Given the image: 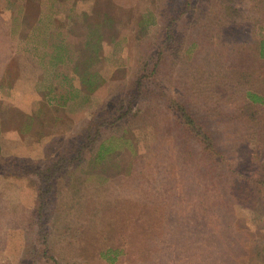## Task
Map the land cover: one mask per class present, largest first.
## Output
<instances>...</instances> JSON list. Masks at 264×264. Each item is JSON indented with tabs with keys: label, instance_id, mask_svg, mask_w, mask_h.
Returning <instances> with one entry per match:
<instances>
[{
	"label": "rangeland",
	"instance_id": "1",
	"mask_svg": "<svg viewBox=\"0 0 264 264\" xmlns=\"http://www.w3.org/2000/svg\"><path fill=\"white\" fill-rule=\"evenodd\" d=\"M43 1L52 0H0V11L29 19L22 26L34 29L26 34L30 48L36 49L39 27L48 26L33 20L52 12ZM54 1L62 21L61 69L77 76L76 92L61 88L72 97L59 111L36 105L41 113L29 141L0 139L20 150L1 155L7 163L27 166L0 172V264H108L99 254L108 247L121 251L113 264H264V141L253 136L264 131V113L251 127L213 112L208 125L222 159L213 164L168 107L178 98L201 114L214 103L229 101L231 109L234 90L252 85L236 49L250 47L251 29L252 37H264L255 0H190L188 7L185 0ZM225 2L239 15L224 14ZM168 25L176 53L168 47L173 40L164 41ZM142 73L131 111L115 120ZM5 113L22 121L18 111ZM42 116L60 124L46 145ZM57 158L62 168L43 206L46 241H26L42 175L29 165Z\"/></svg>",
	"mask_w": 264,
	"mask_h": 264
},
{
	"label": "crops",
	"instance_id": "2",
	"mask_svg": "<svg viewBox=\"0 0 264 264\" xmlns=\"http://www.w3.org/2000/svg\"><path fill=\"white\" fill-rule=\"evenodd\" d=\"M57 3L54 0L43 1L41 6L47 4L52 12L39 15L33 20L35 24L48 25L39 27L40 30L35 28L39 30L37 42L33 44L36 49L29 47L30 38L26 37V34L32 35L34 29L30 28L27 32L22 26L29 22V19L9 9V12L0 11V139L36 135L33 128L41 113L36 105L42 104L52 111H59L61 103H70L72 97L69 90L66 98L61 88L71 87L74 93L76 92L77 76L72 72L67 74L61 69L59 25L62 21L60 15L55 14V8L59 7ZM85 102L87 100L84 98ZM10 108L21 113L22 121L9 119L10 116L5 112H9ZM48 118L41 117L42 124L49 128L40 140L44 145L54 142L59 136V120L57 117ZM55 119L58 120L56 125ZM8 121L16 122L7 126ZM28 138L29 141L30 137ZM44 145L42 150H47ZM26 151L25 156L32 157L30 147H27ZM19 152L17 149L3 147L0 142L1 155H17Z\"/></svg>",
	"mask_w": 264,
	"mask_h": 264
},
{
	"label": "trees",
	"instance_id": "3",
	"mask_svg": "<svg viewBox=\"0 0 264 264\" xmlns=\"http://www.w3.org/2000/svg\"><path fill=\"white\" fill-rule=\"evenodd\" d=\"M189 2L190 0H185L186 7H188ZM252 6L255 8V12L258 13L262 18H264V0H255ZM223 8H224L223 12L226 15L229 16L239 15V9L230 6L226 2ZM259 20L260 18L255 19L254 22H258ZM172 21H174L173 18L170 21V26ZM170 26L168 25V28L166 29L165 39H164V41H168L169 43L174 39L173 31L170 28ZM249 34L250 37L248 36L247 39L249 40L248 45H250V47H248V49L237 47L236 57L238 58L239 65H244L246 67H249L245 69V74H246L245 76L249 79H252V81H250L252 82V85L248 87L240 86L236 88V90H234L235 94L232 95V100H230L229 98L231 102L230 106H232L231 109H229V107H225V106H229L228 105L229 101H227V103H214L209 106L206 105L205 107L207 110L201 114L200 112H192L188 107V105L183 101L179 100L178 98L170 99V101L168 102V107L175 116L177 123L183 129V133L185 135H188L189 137L193 136L192 138L196 141V142L194 141V143L201 146V148L206 152V155H208L206 156L207 160L209 161L211 160L213 164L215 163L218 164L219 161H221L222 159H221V153L219 152L215 144V136L210 131L208 125L210 124V122H212L211 120L212 113L215 112L216 115L222 116L223 118H225L224 120L227 119V121H234L235 123L240 122L246 125L249 124L251 125V127L256 126L258 124V122L261 120L260 115L264 113V88L259 87L261 83L264 84V37L262 36L255 37V35L252 37V35L255 34V32L252 29L249 31ZM239 44H241V41L239 42ZM168 47L171 49L172 53H176L177 44L174 40L170 43ZM160 58H161V54L159 52L158 55H156L155 59L153 60V63H151L152 67L156 66ZM255 73L258 74V77L254 79ZM260 75H261V80H260ZM143 76L144 74L142 73L134 82H132V84L127 90V94L125 95V97L121 98L120 107L123 110L122 111L117 110L118 114L116 115L115 120L119 119L125 113L131 111L133 106V101L140 95L142 91L144 84ZM86 80L87 79H85V81ZM122 102H124V105H122ZM224 107L229 110V115L223 112ZM94 118L95 117L93 116V118H91L90 121H93ZM97 118H99V116ZM102 122L104 121L96 123V127L100 126ZM244 128H246V126ZM98 132L99 131L94 130V133L92 132V134H95V136H97L96 134ZM253 136L256 139H260L261 141H264V131L261 134L254 132ZM261 137H263V139H261ZM88 141L89 140H87V142L85 143L86 146L88 144ZM215 156H217L218 159L215 158ZM78 158L76 156L75 160H78ZM73 159L74 157L68 158L69 161ZM63 160H64L63 158L61 159L57 158L52 162H44V164L39 165V167L37 166L32 167L31 165H29L32 168L31 170L32 173L37 172L36 170H38V175L40 171L42 172V175L39 176L41 183L39 182L40 186L35 201L36 205L34 206L33 210H31L30 223L29 222L27 223V225L30 226V229L26 230L25 232L26 241H28L29 237L32 236L37 237V240L40 243L43 242L41 241V239L46 241L47 238L46 236L47 229L45 227L46 217L43 208L44 204L46 205L45 193L46 191H48L50 187H52L53 176L57 171H59L62 168L61 162H63ZM7 161H10V158L3 157L0 154V172H5L6 169H8L7 170L8 174L11 173V171L14 169L17 170L19 169L21 172H27L26 165H14L13 163L8 164ZM258 182L261 183L263 182V180L258 179ZM40 187L42 188L46 187V189L41 191L40 189L42 188ZM31 239H33V237ZM43 252H46V250H43ZM120 252L121 251L118 248L108 247L104 250H101L99 254L100 257L108 264H113L117 260Z\"/></svg>",
	"mask_w": 264,
	"mask_h": 264
}]
</instances>
